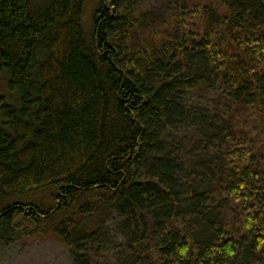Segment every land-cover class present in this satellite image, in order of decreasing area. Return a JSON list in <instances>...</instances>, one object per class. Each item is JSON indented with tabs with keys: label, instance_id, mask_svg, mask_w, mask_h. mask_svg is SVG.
Segmentation results:
<instances>
[{
	"label": "trees",
	"instance_id": "16d2710c",
	"mask_svg": "<svg viewBox=\"0 0 264 264\" xmlns=\"http://www.w3.org/2000/svg\"><path fill=\"white\" fill-rule=\"evenodd\" d=\"M0 73V243L264 264V0H0Z\"/></svg>",
	"mask_w": 264,
	"mask_h": 264
},
{
	"label": "rangeland",
	"instance_id": "374dc122",
	"mask_svg": "<svg viewBox=\"0 0 264 264\" xmlns=\"http://www.w3.org/2000/svg\"><path fill=\"white\" fill-rule=\"evenodd\" d=\"M8 84V77L0 73V127L4 123L3 105L19 106L20 103L19 94L11 91ZM107 221L112 229H116L119 225L113 213L108 214ZM111 253L109 250L106 251L109 255L106 259L110 260L113 257L114 254ZM0 264H74V261L62 240L56 236H49L16 244L0 243Z\"/></svg>",
	"mask_w": 264,
	"mask_h": 264
}]
</instances>
